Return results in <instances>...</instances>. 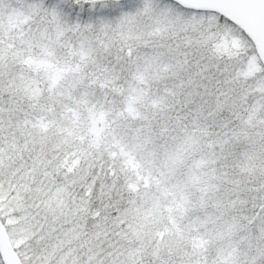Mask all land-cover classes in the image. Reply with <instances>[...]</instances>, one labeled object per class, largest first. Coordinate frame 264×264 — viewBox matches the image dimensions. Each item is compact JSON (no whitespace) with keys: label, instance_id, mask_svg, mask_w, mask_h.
Segmentation results:
<instances>
[{"label":"snow or ice","instance_id":"6c2138e0","mask_svg":"<svg viewBox=\"0 0 264 264\" xmlns=\"http://www.w3.org/2000/svg\"><path fill=\"white\" fill-rule=\"evenodd\" d=\"M0 264H264V0H0Z\"/></svg>","mask_w":264,"mask_h":264}]
</instances>
